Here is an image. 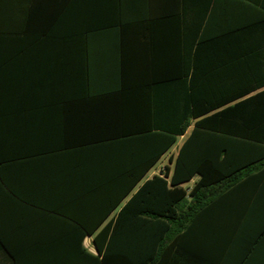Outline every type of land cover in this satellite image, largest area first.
Returning <instances> with one entry per match:
<instances>
[{
  "label": "crops",
  "instance_id": "0c3cea01",
  "mask_svg": "<svg viewBox=\"0 0 264 264\" xmlns=\"http://www.w3.org/2000/svg\"><path fill=\"white\" fill-rule=\"evenodd\" d=\"M178 2L0 0V264H88L79 244L98 255L94 235L79 243L78 231L106 210L110 144L168 125L176 85L183 100L189 86L211 88L210 102L228 97L229 105L255 94L232 101L264 70V46L250 47L253 7L217 0L201 19L199 6L182 15ZM212 113L190 119L97 231L159 167L172 172L194 123ZM199 179L182 187L189 192ZM261 181L215 210H264ZM252 247L264 264V239Z\"/></svg>",
  "mask_w": 264,
  "mask_h": 264
},
{
  "label": "trees",
  "instance_id": "16d2710c",
  "mask_svg": "<svg viewBox=\"0 0 264 264\" xmlns=\"http://www.w3.org/2000/svg\"><path fill=\"white\" fill-rule=\"evenodd\" d=\"M216 1L178 3L182 15L199 6L201 19H205ZM239 1H247L254 9L255 36L250 47L264 46L260 38L264 33V0ZM252 57L261 56L255 53ZM254 79L256 85L239 86L232 101L255 94L232 105L228 97L210 102L211 88L193 86L187 88L183 100L180 83L172 103L169 100L173 109L168 125L155 128L152 124L140 134L111 142L109 150L114 155L107 176L112 182L103 184L106 210L92 229L78 231L79 243L85 235H94L98 255L86 253L79 244L80 257L87 258L88 264H263L253 258L250 247L264 239V210H215L229 203L237 189L260 185L264 177V70H256ZM209 113L194 123L178 150L172 172L169 174L165 166L163 174L145 181L115 218L97 231L176 143L190 119ZM119 155L123 161L117 160ZM195 175L200 179L187 192L182 184ZM94 191H99L98 187Z\"/></svg>",
  "mask_w": 264,
  "mask_h": 264
},
{
  "label": "built area",
  "instance_id": "2783aa9c",
  "mask_svg": "<svg viewBox=\"0 0 264 264\" xmlns=\"http://www.w3.org/2000/svg\"><path fill=\"white\" fill-rule=\"evenodd\" d=\"M157 175H161L165 172V166L159 167L156 171Z\"/></svg>",
  "mask_w": 264,
  "mask_h": 264
},
{
  "label": "rangeland",
  "instance_id": "374dc122",
  "mask_svg": "<svg viewBox=\"0 0 264 264\" xmlns=\"http://www.w3.org/2000/svg\"><path fill=\"white\" fill-rule=\"evenodd\" d=\"M155 169H157V166L152 170V172H153Z\"/></svg>",
  "mask_w": 264,
  "mask_h": 264
}]
</instances>
